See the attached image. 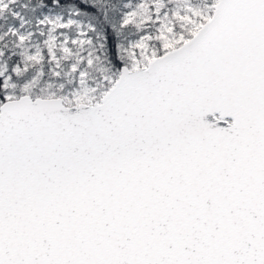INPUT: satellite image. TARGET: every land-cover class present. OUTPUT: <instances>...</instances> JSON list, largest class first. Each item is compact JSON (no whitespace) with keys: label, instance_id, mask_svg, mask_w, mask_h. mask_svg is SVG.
Returning <instances> with one entry per match:
<instances>
[{"label":"snow or ice","instance_id":"6c2138e0","mask_svg":"<svg viewBox=\"0 0 264 264\" xmlns=\"http://www.w3.org/2000/svg\"><path fill=\"white\" fill-rule=\"evenodd\" d=\"M0 264H264V0H0Z\"/></svg>","mask_w":264,"mask_h":264}]
</instances>
